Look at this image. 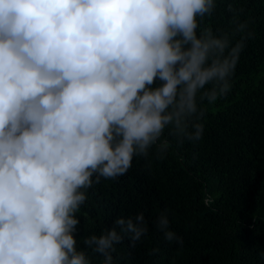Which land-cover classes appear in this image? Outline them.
I'll return each mask as SVG.
<instances>
[{"label": "clouds", "instance_id": "clouds-1", "mask_svg": "<svg viewBox=\"0 0 264 264\" xmlns=\"http://www.w3.org/2000/svg\"><path fill=\"white\" fill-rule=\"evenodd\" d=\"M222 3L229 22L216 27ZM245 11L241 0H0V264H121L125 239L148 238L140 211L81 242V208L134 158L150 171V156L203 139L204 106L230 94L255 37ZM169 215L155 231L182 248Z\"/></svg>", "mask_w": 264, "mask_h": 264}, {"label": "trees", "instance_id": "trees-1", "mask_svg": "<svg viewBox=\"0 0 264 264\" xmlns=\"http://www.w3.org/2000/svg\"><path fill=\"white\" fill-rule=\"evenodd\" d=\"M241 3L255 37L241 54L230 94L204 106L203 139L173 145L162 160L150 156V171L134 158L126 175L90 189L79 214L81 242L143 211L149 236L135 248L125 239L121 264H264V0ZM228 22L222 3L212 23ZM164 208L182 248L155 231L152 222Z\"/></svg>", "mask_w": 264, "mask_h": 264}]
</instances>
